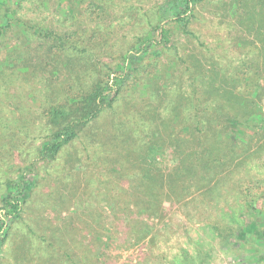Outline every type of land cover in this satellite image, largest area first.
I'll use <instances>...</instances> for the list:
<instances>
[{
    "label": "rangeland",
    "instance_id": "obj_1",
    "mask_svg": "<svg viewBox=\"0 0 264 264\" xmlns=\"http://www.w3.org/2000/svg\"><path fill=\"white\" fill-rule=\"evenodd\" d=\"M210 1L196 12L195 38L181 35L161 58L146 60L141 80L130 82L113 110L46 162L39 157L50 128L45 111L67 88L87 89L105 66L113 68L164 2L0 0V28L12 18L0 34V222L6 234L1 241L0 230V264H183L185 253L195 264L198 256L205 264H264V130L254 128L240 150L210 169L183 162L189 144L173 146L176 116L192 117V109L206 104L230 115L250 109L264 122V0ZM57 16L67 17L65 26ZM45 31L91 34L89 61L68 50L45 72V49L37 41ZM244 62L249 82L240 85L235 75ZM206 76L214 77L215 90H201V102L188 98ZM149 124L158 127L156 137L146 138ZM149 140L164 151L153 168L142 160V143ZM147 171L151 180L142 182ZM21 177L34 185L19 218L10 221L1 201L7 183ZM158 179L164 189L154 191L153 207L142 214L147 184ZM246 191L255 201L252 217L240 209ZM230 209L235 226L255 227L246 238L212 232L214 224L222 228V216L233 221L225 214Z\"/></svg>",
    "mask_w": 264,
    "mask_h": 264
},
{
    "label": "trees",
    "instance_id": "obj_2",
    "mask_svg": "<svg viewBox=\"0 0 264 264\" xmlns=\"http://www.w3.org/2000/svg\"><path fill=\"white\" fill-rule=\"evenodd\" d=\"M206 1L163 0L164 3L154 13L156 21L152 22L147 19V24L149 25L147 31L133 42L134 47H131L127 55L121 57L113 68L109 67V65L105 66V73L99 76L100 78L96 79L87 89L79 88L77 92L73 93L72 89L67 88L63 99L57 105L50 106L45 111V118L50 128L48 137L39 151L40 159L46 162L56 160L62 150L77 140L92 123L101 119L109 110H113V106L120 100V96L130 82L136 83V81L141 80L137 76L143 74V65L146 60L161 58L166 46L175 43L181 35L186 38H195L190 28L197 19L196 12ZM221 1L224 0H211L210 2L217 5ZM238 1L233 0L235 3H238ZM21 3H18L19 7H21ZM66 18L56 17L63 26H65ZM11 19L9 18L8 22L0 28V34H2L3 29L5 30L10 25ZM83 32L85 33V31ZM84 33L81 34V31H62L61 33L45 31L43 34L38 35L37 41L40 49H45L46 53L43 59V70L51 74L49 68L58 65L59 57L68 50L72 52L73 50L75 52L78 51L82 60L85 62L89 61L87 59L92 56L89 53L92 36ZM174 48L176 49L175 45ZM261 62V68H263L264 73V55ZM248 69H250V65L244 62L243 67L236 71L235 80L238 82L237 84H248L249 80L246 78ZM193 80L195 81L196 79ZM72 83L73 81L69 82V86L73 85ZM214 85V77L206 76L205 80L200 82V85L195 88L194 85L191 86L192 93L188 95V98L201 102L197 97L198 93L201 90L212 93L215 90V88H212ZM255 89L259 90L258 85H255ZM208 106L209 104H206L202 106L203 109H192L194 115L186 119L181 117V115L176 116L180 122L174 124L173 131L177 132L176 136L183 142L179 143L177 138L173 146L175 149H181L179 144L183 146L189 144L190 157H186L183 162L187 160H193L197 163L203 162V165L205 167L208 166L210 169L211 164L225 163L231 153H235L238 149L240 150L246 144L245 141L252 138L254 128L264 130V122L262 120L256 121L260 117H253L258 113L250 111V109H238L236 113L230 115L228 109H212L213 107L208 108ZM148 128L149 130L145 134L146 138L158 135V127L149 124ZM142 146L144 149L143 162L151 165L152 168L156 167L163 159V147L151 140L142 143ZM180 169L182 176L188 173L186 166L180 167ZM150 176V171H147L142 176V182H149L151 180ZM156 183L158 185L147 184L146 193L149 200L146 207H143L142 214H146L153 207L154 191L158 188L164 189L165 184L163 181L160 183V179H158ZM33 185L32 180L25 182L22 177L18 182L7 183L1 201L4 211L3 218L10 221H15L19 218L22 204L26 200L25 195L28 196L30 194V188ZM169 186L172 187L173 183H170ZM182 192L186 194L185 190H182ZM246 192L244 198H242V203H240V209L242 208L241 212H245L248 217H252L256 210L255 201L252 199L250 191ZM231 212L230 209L225 214L233 221H226L225 216H222L220 220L221 222L224 221L221 223L222 228L214 224L210 227L213 229L212 232H216L225 238L235 239L238 235H245L246 238L248 229L254 230L255 227L242 229L245 225L241 228L235 226L234 224L237 220ZM220 221L217 220L215 223H220ZM240 221L242 219H239ZM2 224L0 222V230ZM256 227L258 228L257 225ZM1 231L3 234L1 241H3L6 234L4 233V228ZM198 258L199 262L197 264H205L202 261V257L198 256ZM181 261H183V264H195L194 262L190 263L186 253Z\"/></svg>",
    "mask_w": 264,
    "mask_h": 264
}]
</instances>
